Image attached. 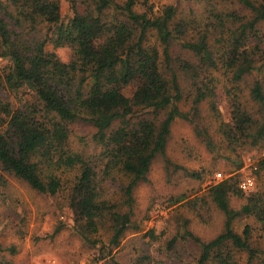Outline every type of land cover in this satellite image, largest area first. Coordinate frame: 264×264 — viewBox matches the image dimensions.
<instances>
[{
	"label": "trees",
	"instance_id": "obj_1",
	"mask_svg": "<svg viewBox=\"0 0 264 264\" xmlns=\"http://www.w3.org/2000/svg\"><path fill=\"white\" fill-rule=\"evenodd\" d=\"M66 1L72 15L64 22L59 0H0L4 14H0V60H7L1 81L18 100L14 106L0 97V186L4 175H11L34 191L53 196L61 187L56 172L76 169L69 201L75 224L85 238L106 227L110 245L117 247L132 224L134 188L146 181L157 156L165 158L172 123L191 121L197 106L215 93L212 79L202 75L221 67L239 83L258 62L264 65V0H238L245 15L210 5L202 32L195 19H176L173 6L154 13L149 0ZM40 25L51 28L50 37L30 44L20 39L21 33ZM188 31L195 33V41L196 37L186 39ZM152 36L155 41L150 44ZM210 37L215 45L208 42ZM178 40L197 62L171 59L170 48ZM48 43L69 48L70 62L48 52ZM173 64L194 89L190 113L176 105L182 96L170 70ZM162 68L172 74L171 80ZM250 97L264 108L262 82H253ZM232 108L231 121L223 129L229 144L249 137L257 126L238 100ZM78 120L95 129L93 138L101 147L99 165L68 147L69 125ZM261 124L259 136L264 139V120ZM194 131L210 147L205 130L195 124ZM113 179L120 182L118 201L107 198L104 191V184ZM235 185L224 180L209 187L212 201L224 215L220 234L204 242L185 232L200 249L193 264H239L234 250L247 254L245 264L257 258L264 264V248L256 250L249 244V226L241 235L233 229L235 220L249 216L264 228L263 200L253 194L239 209L230 208L229 197L241 192Z\"/></svg>",
	"mask_w": 264,
	"mask_h": 264
},
{
	"label": "rangeland",
	"instance_id": "obj_2",
	"mask_svg": "<svg viewBox=\"0 0 264 264\" xmlns=\"http://www.w3.org/2000/svg\"><path fill=\"white\" fill-rule=\"evenodd\" d=\"M59 1L61 19L66 22L72 15L70 5L66 0ZM149 3L157 14L166 6H173L176 19H195L201 32L208 22L210 5L217 11L246 14L238 0H149ZM0 14L4 15L2 11ZM4 19L9 22L8 18ZM9 27L15 29L12 25ZM50 32V27L40 25L33 32L21 33L20 39L30 44L50 37ZM192 37H196L195 33L188 31L186 39ZM210 38L208 42L212 45L214 41ZM154 41V37H150L149 43ZM181 43L183 41L178 40L170 48L171 59L195 62L197 58L191 51L181 48ZM46 50L56 54L63 62L72 59L71 50L67 47L54 48L48 43ZM6 65L7 60H0V97L17 106L18 100L4 90L1 81L2 68ZM256 67L239 83H234L231 73L221 67L202 75V78L207 79L208 76L212 79L215 93L197 106L191 121L175 119L172 123L165 158L157 156L146 181L134 188L132 224L117 247L110 245L106 227L85 238L75 224L69 201L78 174L76 169L56 172L61 187L53 196L38 193L24 181L4 175L5 183L0 186V264L195 263L200 249L185 236V232L207 242L220 234L224 225V215L209 195L210 186L230 180L236 182V189L240 190V181L250 176L254 187L244 192L240 190L239 196L231 195L229 207L239 209L253 194H257L264 203V165L260 164L264 160V139L259 136L264 108L250 97V88L255 80L262 82L264 87V65L258 62ZM170 70L176 76L182 96L176 105L180 111L190 113L194 93L191 81L176 71L174 64ZM162 71L168 80L172 79L171 73L163 68ZM125 94L131 95L129 90ZM234 100H238L254 118L257 126L252 127L249 137L236 138L237 142L232 140L233 144H229L223 129L231 121ZM195 124L205 130L210 147L196 135ZM69 130V149L99 165L96 160L101 147L94 141L95 129L91 124L78 120L69 125ZM254 142L256 145H252ZM119 183V179H113L104 184L106 196L112 201L119 200ZM245 226L250 228L251 247L262 250V225L253 216L237 219L233 223L234 231L240 235ZM172 239H175L174 243H171ZM233 252L239 264L246 263L245 252ZM251 264L262 262L257 258Z\"/></svg>",
	"mask_w": 264,
	"mask_h": 264
},
{
	"label": "built area",
	"instance_id": "obj_3",
	"mask_svg": "<svg viewBox=\"0 0 264 264\" xmlns=\"http://www.w3.org/2000/svg\"><path fill=\"white\" fill-rule=\"evenodd\" d=\"M238 186L241 191L251 190L254 187V180L252 177L247 176L240 181Z\"/></svg>",
	"mask_w": 264,
	"mask_h": 264
}]
</instances>
